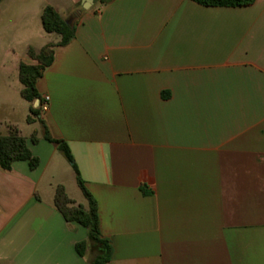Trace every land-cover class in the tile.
<instances>
[{
  "label": "crops",
  "instance_id": "0c3cea01",
  "mask_svg": "<svg viewBox=\"0 0 264 264\" xmlns=\"http://www.w3.org/2000/svg\"><path fill=\"white\" fill-rule=\"evenodd\" d=\"M84 1L0 0V26L21 29L20 97L22 56L60 40L44 7L75 24L36 90L96 202L108 264H264V0ZM9 4L31 20H4ZM8 88L0 78V136L17 129L39 164L0 169V264H91L75 250L87 230L53 204L62 186L87 208L74 169Z\"/></svg>",
  "mask_w": 264,
  "mask_h": 264
},
{
  "label": "trees",
  "instance_id": "16d2710c",
  "mask_svg": "<svg viewBox=\"0 0 264 264\" xmlns=\"http://www.w3.org/2000/svg\"><path fill=\"white\" fill-rule=\"evenodd\" d=\"M190 1L202 7L211 8H237L248 6L255 2V0ZM100 3L105 4L106 0H100ZM40 22L45 33L56 34L59 36L60 40L57 44L46 45L38 50L28 48L26 55L34 64L28 65L20 63L18 67V80L22 87L19 95L21 99L29 104V116L26 119L27 123L38 120L40 124L44 126V123L40 119L42 115V101L36 90V84L45 70L52 64L54 49L66 46L74 39L75 24H73V22L68 24L67 21L63 20L50 6L44 7L40 16ZM36 100L39 101V105L33 108V103ZM43 128V139L56 145L58 150L62 152L68 162L71 163L75 172L76 183L87 202V208L81 205H75L66 195L64 188L62 186H57L53 198L54 207L66 222L76 223L87 230V241H82L75 245L76 253L80 257H84L88 249L95 250L96 255L91 264H108L111 256V247L109 242L100 235L96 202L84 188L83 181L78 175V171L73 163L67 145L62 141L51 138L45 126ZM37 141L35 134H33L31 136V142L36 143ZM20 161L27 162L30 170H35L39 164V160L33 156L27 148L25 139L21 137L17 129L10 127L7 135L0 136V169L3 171H10L12 164Z\"/></svg>",
  "mask_w": 264,
  "mask_h": 264
},
{
  "label": "rangeland",
  "instance_id": "374dc122",
  "mask_svg": "<svg viewBox=\"0 0 264 264\" xmlns=\"http://www.w3.org/2000/svg\"><path fill=\"white\" fill-rule=\"evenodd\" d=\"M10 7L4 6V20L8 18L13 22L18 21L20 25H23V22H27L31 20V16H24V12L22 9L17 10L9 4ZM9 8V13L6 12ZM23 8V6H20ZM13 10V11H11ZM9 15V16H8ZM72 18L67 19L66 21H70ZM40 26V24H39ZM20 28L11 27V28H3L0 26V78L5 79V84L7 85L8 90H10V94L12 95V99L17 101H22L16 92V81L14 80L15 75V58L14 55L10 54V49L16 50L15 46L18 45L19 36H15ZM19 53H17L18 55ZM23 62L28 64L27 58L22 56ZM14 73V74H13ZM18 86V84H17ZM96 255L95 250H90V260Z\"/></svg>",
  "mask_w": 264,
  "mask_h": 264
},
{
  "label": "built area",
  "instance_id": "2783aa9c",
  "mask_svg": "<svg viewBox=\"0 0 264 264\" xmlns=\"http://www.w3.org/2000/svg\"><path fill=\"white\" fill-rule=\"evenodd\" d=\"M49 98L47 96L43 97L42 99V106L41 110L44 112L47 109Z\"/></svg>",
  "mask_w": 264,
  "mask_h": 264
},
{
  "label": "water",
  "instance_id": "95a60500",
  "mask_svg": "<svg viewBox=\"0 0 264 264\" xmlns=\"http://www.w3.org/2000/svg\"><path fill=\"white\" fill-rule=\"evenodd\" d=\"M86 3H87V0L84 1V5H83V8H86ZM68 24H71L72 23V19L70 21H67ZM38 104H39V101L36 100L34 103H33V108H36L38 107Z\"/></svg>",
  "mask_w": 264,
  "mask_h": 264
}]
</instances>
